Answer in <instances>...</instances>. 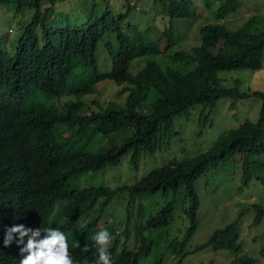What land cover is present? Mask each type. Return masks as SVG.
<instances>
[{
	"label": "trees",
	"instance_id": "trees-1",
	"mask_svg": "<svg viewBox=\"0 0 264 264\" xmlns=\"http://www.w3.org/2000/svg\"><path fill=\"white\" fill-rule=\"evenodd\" d=\"M11 1L15 2V15L30 12V17L21 24L10 48L4 45V35L0 36V264H19L23 258L19 251L23 244L16 243L17 234H13L10 245L3 242L6 228L19 224L34 229L59 228L67 237L74 264H84L85 260L93 264L97 253L92 236L101 226L108 228L111 236L116 233L127 239L128 225L124 224L120 231L114 229L109 214L105 213L114 195L126 191L131 203L145 193L171 191V200L136 227V248L122 244L118 250L117 240L108 245L112 264H133L134 258L138 260L149 252L150 239L142 230L170 221L177 199L174 194L179 188L182 189L177 207L188 218L189 226L180 242H171L173 254L178 257L176 262L187 252L209 245L215 250L226 248L233 252L231 264H255V258L240 254L237 220L216 228L205 242L191 250L184 251L182 247L197 225L199 198L193 182L210 164L238 153L242 183L247 184L255 177L264 184V158L257 159L264 157V92L242 91L237 79L233 85L225 86L218 76L219 71L262 67L264 17L250 15L234 29L222 22H205L199 27L197 44L189 50L169 51L177 39L171 22L153 40L145 37L146 29L135 24L127 22L126 28L122 27V21L133 8L128 0L120 11L109 0H104V4L93 2L77 16L80 18L77 23L67 20V24L57 26L50 25L49 18H56L51 13L54 5L64 0H49L45 7L43 0H0V5ZM157 1L170 18L187 17L193 2ZM239 3L240 0H221L215 17H225ZM111 33L115 35V44L109 39L105 41L111 68L102 72L96 49L98 42ZM162 39L164 46L160 48ZM161 52L169 64L159 65L147 59L136 74L129 71L137 56ZM105 79L120 86L117 94H126L124 103L110 100L105 106L98 104V110H91L78 98L95 92L96 84ZM151 90L154 97L148 99ZM71 94L77 99L61 105L47 102ZM222 97L258 98L261 106L257 120L245 119L236 127L226 128L205 151L154 167L131 185L115 189L71 185L84 172L118 164L127 152H131L130 163L136 167L141 150L153 152L162 135L167 137L176 132L172 128L174 117L195 105L207 108L208 116ZM126 129L128 133L118 143L101 150L80 147L98 133ZM254 209V222L264 219V206L255 204ZM85 215L77 228H71L76 218ZM76 240L80 248L73 247ZM177 242L179 246H174ZM85 246L87 252L83 251ZM260 252L264 259V246Z\"/></svg>",
	"mask_w": 264,
	"mask_h": 264
},
{
	"label": "rangeland",
	"instance_id": "rangeland-1",
	"mask_svg": "<svg viewBox=\"0 0 264 264\" xmlns=\"http://www.w3.org/2000/svg\"><path fill=\"white\" fill-rule=\"evenodd\" d=\"M104 0H64L56 2L53 12L56 18H49L50 25L77 23L82 15L93 2L104 4ZM133 8L128 16L122 21L125 29L127 22L135 24L138 28L146 29L145 37L153 40L163 26L169 22L175 27L177 39L169 47L174 49L189 50L190 46L197 44L200 40L199 27L205 22H222L228 28L234 29L253 14L264 17V0H240L235 11L223 18L217 19L214 11L221 0H193L189 5L187 17L170 18L165 15L161 8V2L157 0H128ZM110 5L118 11L125 9L127 0H109ZM49 0H43V6H48ZM15 2H6L0 5V36H3L4 45L10 48L21 31V24L30 17V12L22 15L14 14ZM62 10V11H59ZM117 11V12H118ZM25 15V16H23ZM65 15H68L65 18ZM23 16V17H22ZM53 19V20H52ZM264 22V21H263ZM115 44V35L110 34L98 42L96 59L100 71L111 68V59L106 48V40ZM160 48L164 46V39L159 42ZM147 59H153L159 65L169 64L164 53L144 54L137 56L132 61L129 71L132 74L144 65ZM218 76L225 86L233 85L234 80H239V89L242 91L260 90L264 92V60L262 67L257 70L233 69L219 71ZM96 91L85 94L78 99L88 105L91 110H98V104L105 106L107 101L115 100L123 104L126 94L118 95L120 86L114 81L105 79L96 84ZM153 91H149L148 99H152ZM74 94L63 95L59 98H50L47 102L61 105L64 102L76 100ZM96 102V103H95ZM261 101L255 97L244 99H232L230 97L220 98L211 113L207 115V108L195 105L188 108L173 118L172 128L176 130L171 135L161 136L159 145L153 152L141 150L136 167L130 163L131 152L122 156L118 164H109L99 170H91L78 175L71 181L75 187H101L108 186L115 189L123 184L131 185L136 180L144 177L152 168L159 167L170 160H184L195 154L208 149L218 135L229 127L238 126L243 120L256 121L259 115ZM88 109V108H85ZM128 130H119L109 134H96L91 137L87 145L80 146L84 150H101L106 146L118 143ZM65 134V133H62ZM259 157L257 159H263ZM242 165L239 154H231L223 160L210 164L205 171L193 182V187L199 198L197 209V225L183 244V250L188 251L195 245L205 242L210 234L216 229L237 220L239 231L238 241L241 245L240 254H246L256 259L255 264H264L261 257V248L264 246V219L254 222L256 211L255 204L264 206V184L252 177L247 184L242 183ZM174 194L177 198L174 205L172 218L160 227L144 228L142 233L150 239L148 255L138 260H132L133 264H231L235 257L233 252L226 248L212 249L209 245L204 248L187 252L180 262H176L171 249V242H180L189 226V220L177 207L180 191ZM172 192L165 194L156 191L145 193L136 197L130 203L128 192H119L106 207L105 213L112 220V227L119 231L127 224L129 231L127 239L124 235L119 237L112 234L111 243L119 242L118 250L122 244L130 249L136 248V227L144 223L148 216L153 215L161 206L170 201ZM95 209V208H93ZM76 218L71 228L78 227L81 218ZM101 230L106 227L101 226ZM75 229V228H74ZM72 229V230H74ZM108 230V228H106ZM110 231V229H109ZM72 238V237H70ZM174 246H179V243Z\"/></svg>",
	"mask_w": 264,
	"mask_h": 264
},
{
	"label": "clouds",
	"instance_id": "clouds-1",
	"mask_svg": "<svg viewBox=\"0 0 264 264\" xmlns=\"http://www.w3.org/2000/svg\"><path fill=\"white\" fill-rule=\"evenodd\" d=\"M17 234L16 243L23 244L19 251L22 255L19 264H74L69 252L67 237L59 228H29L22 224L8 227L4 234V245L13 242V234ZM43 233V236L41 235ZM27 237L26 243L24 238ZM111 234L107 229L100 230L92 236L96 245L97 257L93 264H112L108 245L111 243ZM73 247L80 248L76 240ZM83 251L87 252L85 246ZM26 253V255H24ZM84 264H89L85 260Z\"/></svg>",
	"mask_w": 264,
	"mask_h": 264
}]
</instances>
